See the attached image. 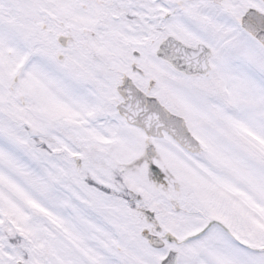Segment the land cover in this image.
<instances>
[{
  "label": "snow or ice",
  "instance_id": "6c2138e0",
  "mask_svg": "<svg viewBox=\"0 0 264 264\" xmlns=\"http://www.w3.org/2000/svg\"><path fill=\"white\" fill-rule=\"evenodd\" d=\"M0 264H264V0H0Z\"/></svg>",
  "mask_w": 264,
  "mask_h": 264
}]
</instances>
